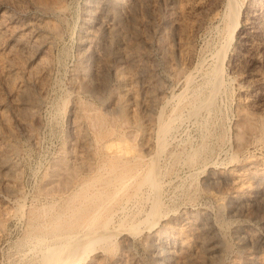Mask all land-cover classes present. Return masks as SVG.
<instances>
[{
    "label": "rangeland",
    "instance_id": "rangeland-1",
    "mask_svg": "<svg viewBox=\"0 0 264 264\" xmlns=\"http://www.w3.org/2000/svg\"><path fill=\"white\" fill-rule=\"evenodd\" d=\"M139 2L57 0L53 8L46 9L41 0H0V14H4L0 15V58L5 54L11 57L8 61L0 60V110L9 126L7 131L0 121V148L6 145L12 148L9 160L17 167L18 188V193L8 195L0 176V264H22L37 251L38 245L33 249L25 233L32 208L52 203L56 207L62 205L80 178L87 177L79 172L71 185L64 188L46 184L53 160L59 157L72 160V149H77L68 124L69 103L74 96L80 102L84 99L82 103L92 102L91 107L98 106L108 116L118 114L112 107L113 97L121 94L114 74L117 68L124 74L128 71L134 95L146 101L148 107L126 103L125 112L131 116L134 112L137 121L132 126L116 123L112 136L128 137L134 157L156 154L162 201L156 212L158 217L155 214L154 218L138 222L128 233L121 230L124 221L120 223L117 216L111 217L109 240L86 247L91 249L84 255L86 258L83 256L75 264H264V127L260 124L264 123V0H236L247 16L223 62L224 83L207 106L209 110L201 108L198 114L191 113L197 103L194 97L207 95L208 87L203 83L208 76L210 55L218 47L219 35L224 30L226 0ZM40 21L46 29L37 28ZM25 23H30L28 29ZM91 24L96 29L89 38L91 47L97 53L104 52L110 66L106 61L101 66L91 56L81 55L86 46L80 38H84L86 27ZM123 46L125 56L120 57ZM39 57H44L46 69L36 77L32 68ZM99 70V75H103H96ZM5 73L10 80H4ZM82 77L85 80L81 81ZM74 83L79 88L75 92ZM96 86L99 91L93 93L90 89ZM241 109L254 124L252 129L242 126ZM28 110L32 115L24 128L18 118ZM159 114L162 120H171V124L158 148L155 133ZM146 121L151 125L152 138L148 153L139 148ZM129 130L135 133L130 135ZM1 157L4 156L0 153V161ZM137 198L129 202L121 200L116 205L124 206L127 214L148 207L149 199ZM155 220L157 223L153 225L151 221ZM180 229L188 251L179 248L175 241ZM164 244L177 246L170 258L165 257Z\"/></svg>",
    "mask_w": 264,
    "mask_h": 264
},
{
    "label": "bare ground",
    "instance_id": "bare-ground-1",
    "mask_svg": "<svg viewBox=\"0 0 264 264\" xmlns=\"http://www.w3.org/2000/svg\"><path fill=\"white\" fill-rule=\"evenodd\" d=\"M39 1L40 0H38V2ZM56 2H57V0H43V1L41 0L42 6L45 7L46 9L53 8L56 5ZM138 2H139V0H138ZM139 3H141V2H139ZM225 3H226V12L224 11L225 13L223 15L224 18H225L224 19L225 22H223L224 23L223 24L224 25V30H223V32H221L222 34L218 32L219 34H221V35H219V37L221 36V40H220L219 45L217 44L218 47L216 49H214V51L210 55L211 56V58H210L211 61L210 60L209 61L211 63H210L209 71L207 72L208 76L204 80V83H203L204 85L206 83V85L208 87L207 95L204 94L203 95L204 97H202V96L201 97H194V99L197 98V103L193 106V110L191 111V113L194 112V113L198 114V112H199V110L201 108H206L207 110H209L207 108V106L209 105L211 99L214 98V95L217 92V90L220 89L219 87L222 86L221 85L222 82H223V80H222V75H223L222 66H223V62L225 60V57H226V55L228 53L227 51H228L232 41H234L233 40L234 36L236 35V33H238V31L240 30V27L242 26V25L240 26V24H242L241 22H242L243 18H245V16H247V15H245L246 10L241 9L240 6L237 4L236 0H226ZM41 4H40V6H41ZM62 8H60V9H62ZM52 10H54V9H52ZM0 15L3 16L4 15L3 12ZM103 15H105V14H103ZM82 19H84V17ZM246 19H247V17H246ZM91 20H92V18H91ZM101 21H103V20H101ZM247 21H249V20H247ZM102 24H104V23H102ZM24 25H25L26 29H28L30 27V23H25ZM36 25H37V28L39 27V29L40 28L42 29V28H44L46 26L45 23H43L41 21L37 22ZM94 27L95 26H92V24H91V26L88 25L86 27V30H85L86 33H84L85 34L84 38H82V39L80 38V40H82V42H83V45L86 46V48H85L86 52L83 53V51H82L81 55H83V58H84L85 55H88L89 58L91 56L93 58V60H92L93 62L95 61L96 64H98L100 62L101 64H99V65L102 66L103 65L102 63H105V61H106L105 58H104V52L102 53V51H101V53H97L98 50L96 51V50L93 49V47H91V42L89 40L90 37L91 38L93 37V36H91V33L93 32V29H95ZM127 27H130V26H127ZM44 29H46V28H44ZM82 29H83V27H82ZM98 29H99V27H98ZM220 31H221V29H220ZM40 35H42V34H40ZM121 35H122V33H121ZM38 36H39V34L35 38L37 39ZM118 37H120V36L118 35ZM111 44H113V43H111ZM126 44H127V42H126ZM128 45H130V44L128 43ZM125 48L126 47L123 46L119 50V47H118V50L120 51L119 52V54H120L119 56L120 57H124L125 56L124 55L125 52H126ZM111 50L112 49H110V51ZM118 50H117V52H118ZM111 52H113V51H111ZM78 53H79V51H78ZM106 55H107V53H106ZM110 55H111V53H110ZM79 56H80V54H79ZM79 56H78V60H79ZM1 57H3V56H1ZM10 58L8 56H6V54H5V57L0 58V60L8 61ZM117 58H118V56H117ZM115 59H116V57H115ZM36 60H37L36 65L34 64L35 66L34 65H33L34 67L32 66L33 67L32 68V71H33L32 73L35 74L36 77H37V75H39V74H41V73H43L45 71L46 66H45L44 57H39ZM116 61L118 63V60H116ZM81 63H82V61H81ZM81 63L79 62V65ZM8 64H10V63H8ZM105 64H109V63L107 62ZM109 66H110V64H109ZM119 66L120 65H118L117 67H119ZM8 67H9V65H8ZM94 68L95 67H93V70H94ZM95 70H97V68ZM126 70H128V69H126ZM123 72L124 71L123 70L122 71L119 70V68L114 70V74H115L116 79H117V81H118V83L120 85L118 87H120L119 90H120L121 94L118 93L120 96H114L113 97V99H112V105L113 106L112 105L111 106L114 107V109H116V112L118 114H111V115L108 116V115H106V113H103L100 110H98V106H97V109H96V107H91L92 102L90 104H88V102H87V104L86 103H82L84 99L82 100L81 97L80 98H81L82 102H80L78 100L79 98L77 99L74 96L72 98V100H71V103H69L71 106H70V109H69L68 124H69L70 130L72 132V138L78 144L77 145V149L76 150L72 149L73 151L71 150L72 151V153H71V155H72L71 159L72 160H68L71 164H69V162L63 157H59V158H56V159L53 160V163H51L52 165H51V169H50L51 171L49 173L50 174L49 175V179H48V177H46L48 179V182H46V184L50 185L51 183H55V184L59 185V187L62 186L64 188V187L68 186L75 178H77V176H79V172H83L85 175H87V177H81V178L79 177L81 179L80 182L77 183L76 188L73 189L72 192L68 195V199L67 200L63 198V200L64 201L66 200V201L62 205H60V206L58 205L56 207L52 203V205H50V206H48L46 204L45 205L43 204V205H40V206H37V207L36 206L35 207L32 206L33 207L32 209L30 208L31 209L30 210V214L28 215L27 221L25 223L26 224L25 226H26V229H27L25 233H27V235L30 237L29 241L32 242V248L34 249L38 245V247H37L38 249H37V251L35 253H33V255L29 259H27L22 264H64L65 262H67L68 264H75L77 261L81 260V258H83V256L86 255L89 250H91V249H86V247L92 246L94 243H102V242L104 243V242L109 240V237H110V234H111L109 232L112 229L111 225H110L111 229L109 228V223L110 222L112 223V221H110L111 217L117 216V218L116 217L115 218L118 221H120V223L122 221H124V222H122L123 225L121 227V230H123L124 232L127 231V233H128V231L133 230L134 226L138 222H141L142 220H146V219L150 218L151 216L153 217V215H155L156 212L158 213L159 205H161L160 203H161L162 200L160 201V197H159L160 196L159 192L161 191V189L158 188L159 184H160V181H159V178H158L159 174H158V172L156 170V168L158 167V165L156 164L157 163L156 162L157 158L155 157L156 154H151L149 157L146 156L147 158L145 157V155L141 156L140 154H138L137 157H134V154H132V152H131V148H132V145L130 144L131 141L129 142L128 137L124 138V136L123 137H120V136L119 137H114V135L112 136V132H113V127L112 126L115 125L116 123H117V125L119 123L120 125H123V126H127L125 124L129 123L128 125L132 126V125L135 124V121H137L136 120L137 116L136 117L134 116V112H132V116L125 112L126 110H125L124 105L126 103H128L130 105H133V106L134 105H139V106H142L143 108H147L148 107L146 101H144V100L141 101V100L137 99L136 96L134 95L135 92H133L132 86L130 85V76H128L129 75L128 71H127V74H124ZM99 73H100V70L98 72H96V75L97 74L99 75ZM111 74H113V72ZM100 75H103V74H100ZM105 75H106V72H105ZM107 75H108V73H107ZM223 77H224V75H223ZM3 78H4L5 81L6 80H10L8 75L6 76V73L3 76ZM84 78L82 77L81 81L85 80ZM113 78H114V76H113ZM34 79H35V77H34ZM35 81H37V80H35ZM70 82H71V80H70ZM87 83L88 82H86V84ZM8 84H6V86ZM76 84L74 83L72 85V89L74 90V92L76 91V88H77ZM103 84H105V83L103 82ZM203 84L201 83V85H203ZM94 85H95V83H94ZM201 85H200V87H201ZM92 86H93V84L91 85V87ZM82 87H84V86H82ZM91 87H89V88H91ZM35 88H36V86H35ZM24 89H25V87H24ZM77 89H79V88H77ZM102 89H104V88H102ZM90 90L93 93H95V92L98 93L97 91H99L97 89V86L93 87ZM201 90H200V92H201ZM17 91H19V90H17ZM17 91H16V94H17ZM26 91H27V89H26ZM23 92H25V91H23ZM200 92H197V93H200ZM75 95H77V94H75ZM98 95L99 94H97L96 98H98ZM113 95H115V93ZM181 96H183V94ZM184 96H186V95H184ZM27 97H29V96H27ZM66 98H67V96H66ZM27 100H26V102H27ZM63 102H65V101H63ZM68 102H69V100H68ZM22 105H24V104L22 103ZM68 107H69V105H68ZM15 108L18 109L17 107H15ZM184 108H186V107H184ZM149 109H150V107H149ZM131 110H133V107L131 108ZM1 111L2 110H0V121L3 123V125H4L3 127H5L7 129V131H9L8 130L9 126H8L7 121H6L7 118L5 119L4 114ZM106 112H107V109H106ZM111 113H112V111H111ZM29 115L30 116L32 115L30 110H28L27 112H23L18 118V121L20 122L19 124H21V126L24 127V128L26 127L27 123L29 122V120L27 119V118H29ZM168 115H169V113H168ZM208 115H210V113ZM173 116H174V114H173ZM239 116H240V119H241L242 126L247 128V129H252L254 124H252V121H251L250 117L242 109L239 110ZM186 117H187V115H186ZM157 118H158V120H157L158 123L156 124L157 133H155L157 135L155 137H157L156 139H157L158 148H159L162 145V142L164 141V135H165V132L169 128V124H171L170 123L171 120L170 121L169 120H162L163 118H161L160 114H159V117H157ZM166 118H167V116H166ZM206 118H208V117H206ZM209 119H210V117H209ZM206 120L207 119H205V121ZM138 121H140V120H138ZM260 124H261V127H264V123L263 122H261ZM202 128H203V126H202ZM208 128H209V126H208ZM206 130H205V132H206ZM209 130H210V132L212 131L211 129H209ZM152 131H153V129H152ZM128 132L131 135L133 131L129 130ZM133 133H135V132H133ZM4 134H6V133H4ZM124 135H125V133H124ZM6 136H7V134H6ZM140 139H139L140 140V142H139L140 150L143 151V152L145 151L146 153H148L151 150V148H152V141H151L152 138H151V125L147 121H146V127L142 129L141 138ZM198 140H200L199 137H198ZM8 141H10V140H8ZM201 142H200V145H201ZM192 145H193V143H192ZM203 146L205 147V143H204ZM203 146H201V147L203 148ZM154 147L156 148V150H158L155 145H154ZM201 150H203V149H201ZM0 153H1V155L4 156L3 158L1 157L2 161H0L1 162L0 163V176H1L2 185L4 186V189H6V192L8 193V195L9 194H14L15 192L18 191V188L16 186V177H17L16 168L17 167H16L14 162L9 160L10 154L12 155V148L6 145L5 147L0 148ZM188 158H189V156H188ZM261 159H262V157H261ZM13 161H15V160L13 159ZM148 163H149V165H148ZM203 166H205V165H203ZM241 186L243 187V185H241ZM48 188H50V187H48ZM55 188L58 190V186L55 187ZM45 190H47V189H45ZM59 191H60V189H59ZM53 192H54V190H53ZM152 192H153V196L150 197L151 196L150 193H152ZM137 197H139L140 199L143 198L144 200H148L149 199L148 207L147 208L144 207L145 209H142V208L138 209L135 212H132L133 211L132 210L131 211L132 213H128L127 214L126 213L127 211L125 212L124 206L121 207V206H117L116 205L121 200L128 201V200H131V199L137 198ZM11 199H12V197H11ZM144 205H146V204H144ZM139 213H142V215L141 214L139 215ZM3 215H4V213H3ZM156 215L158 217V214H156ZM151 222L154 225V223H157V220L151 221ZM120 223L117 226H120ZM149 223H150V221H149ZM113 224H114V222H113ZM152 224L150 223L149 225L152 226ZM135 229H137V228H135ZM116 231L118 232V228L116 229ZM113 233H114V231H113ZM176 233L177 234L175 236V241L177 242V246L179 248H181V249H185V251H188V247L186 246L187 242L185 241L186 239H184V237H182L183 235H181V229H180V231H176ZM28 236H27V238H28ZM20 243H22V241ZM164 245H166V244H164ZM103 246H104V244L100 245V247H102V248H103ZM166 246H165V248H167V249H166L165 257L166 258H170L173 255V253L176 252L177 246H175V245L174 246L173 245H171V246L170 245H166ZM84 258H86V256H84ZM86 260L87 259H85V261ZM22 261L19 260V262H22Z\"/></svg>",
    "mask_w": 264,
    "mask_h": 264
}]
</instances>
